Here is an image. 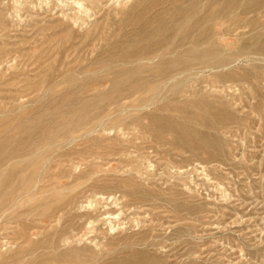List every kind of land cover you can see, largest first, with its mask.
Listing matches in <instances>:
<instances>
[{"label":"rangeland","instance_id":"rangeland-1","mask_svg":"<svg viewBox=\"0 0 264 264\" xmlns=\"http://www.w3.org/2000/svg\"><path fill=\"white\" fill-rule=\"evenodd\" d=\"M180 1L0 0V134L24 120L54 129L72 103L92 104L97 90L112 88L107 80L98 84L100 63L118 51L117 44L133 49L134 31L146 14L151 17ZM262 8L242 14L237 25L216 20L217 30L225 34L212 41L220 47L223 64L186 73L175 69L158 97L141 92L113 97L116 101L106 102L101 112V102L86 107L82 113L90 125H99L98 133L59 144L41 161L46 164L42 180L13 206L14 215L16 209L31 210L25 219L30 230L22 218L21 223L10 219L0 224L1 261L264 264ZM165 49L152 45L134 59L155 65ZM70 77L89 80L84 99L64 100ZM14 131L20 135L15 140L26 136L25 129ZM18 141L12 145L19 147ZM44 211L53 218L42 217ZM54 238L53 247L45 243ZM33 246L35 257L26 256Z\"/></svg>","mask_w":264,"mask_h":264},{"label":"bare ground","instance_id":"bare-ground-1","mask_svg":"<svg viewBox=\"0 0 264 264\" xmlns=\"http://www.w3.org/2000/svg\"><path fill=\"white\" fill-rule=\"evenodd\" d=\"M157 1L158 0H156V3H157ZM183 1H189V5L184 6L183 4H181ZM205 1H208L207 6H205V3H204ZM97 2H98V0H97ZM180 2L181 3H179V2L178 3H174V2L171 3V5L168 6L169 8L166 7L168 9H161V11H158L157 13L151 15V17H148L149 14H146L142 18V16L145 14L146 10L139 14L140 18H142V22H141V26H137V31H134L136 29L132 30V31L136 32L135 35H133V40H132L134 43V47H132L133 49L126 51L125 50L126 48L124 47L123 44H117L118 46L116 47V50H118V51L111 54L110 57L108 58V61L100 63L101 66H99V67H100V70L102 73L98 77V81L100 82L98 84L103 85V82L107 80L108 82L109 81L112 82V88L108 89V90H103V89L97 90L96 93L93 94V97L96 100H93L92 104L91 103L89 104L85 101H80V103H78L75 106L72 103L70 108L65 109L61 113V119H60V121L56 122L55 126L53 127L54 129L45 130L43 128L44 126L40 123H37L36 125H32L31 121L24 120V121L20 122L18 126L11 128L10 132L8 131V133H6V134H0V224H6V223H8V221L10 219L13 221L15 220L16 222L21 223V218H22L24 220L23 226H25L27 228V231L30 230L29 229L30 227L27 224L28 220H25V219H27L29 216H31V213H29L31 210L29 211L27 209H24L25 207L23 209H16L15 215H14L13 206L15 205L16 202H18V200L21 197H23V196L25 197L27 195L33 194L32 193L33 189H35L37 187L38 182H40L42 180V177H43L42 176L43 174H41V170H42L41 167L44 168V166L46 165V164L44 166L41 165V161L45 158V156L47 154H50L52 151H54V148L57 145H59V144L65 145L68 142L73 143L77 139L88 136L93 131L94 132L97 131L96 128L99 127V125H94V124L90 125L91 122L89 121L88 115H86V113H82L86 107H94V106H97L101 102L100 105L103 107L100 108L98 111V112H101L106 107L105 103L112 100L113 97H115V99H116V98L124 96V95L134 96V95L141 93V92L147 93L152 97H158L159 89L162 86L164 88L167 86V82L172 79L171 73L174 72L175 69L180 71L181 73H186L189 71V69H191L193 67L214 68L216 66H219V64L220 65L223 64L224 59H222V57H220V51H219L220 47L218 48L216 46V43H214L212 41V38H214L215 36H219V34L221 33L216 28V26H217L216 20L219 19L220 21H222V20H224V18H226L229 20H226L225 22L228 21L231 24L233 23V24L237 25V23L239 22L238 21L239 17H241L242 14L249 12L251 10V8H253V7L259 8L262 5H264V0H181ZM78 4H80V3H78ZM138 5L139 4H137V6ZM139 8H140V6H139ZM263 9L264 8H262V10ZM258 14H260V13H258ZM225 15L227 17H224ZM249 15H250V13H249ZM258 17H260V15ZM255 19H254V21H255ZM131 20L132 19H130V21ZM177 22H179L180 25H177L176 24ZM127 24H129V21ZM236 25H235V27L230 26V29L229 28H224V29H225V31H231L233 29H237ZM239 28H240V26H239ZM223 34H225V32L220 34V35H223ZM128 35H130V33ZM229 35H231V34H229ZM144 38H146V40H147L146 43H145ZM171 38H173V39L171 40ZM235 40H236V38H235ZM152 45H153V47L156 46L158 48L166 47L165 50L167 51V53H163L162 55L159 54L158 56L156 55L157 58H159V57L161 58L158 64L155 63V65H154V64L150 63L151 64L150 66L146 65L144 63L139 64V62L136 61L137 59H134V58L137 56H141V55L149 53L148 49H151ZM151 60L155 61V57L151 58ZM151 62H153V61H151ZM94 72H96V71H93L92 73H94ZM85 73L89 74V73H91V71L87 70V71H85ZM69 80H71L72 86L66 90V93H64V100H68V103H69L71 100L84 99L85 93H86L85 89H88V88H86V86L89 83V80L84 79V80L80 81L81 79L73 78V77H70ZM194 80H191V81L194 82ZM71 82H70V84H71ZM202 82H203V80H202ZM122 85L125 86V89H122ZM154 85H155V87H154ZM153 87H154V89H153ZM180 94L182 95V93H180ZM153 99H155V98H153ZM124 100H127V99H124ZM112 101H116V100H112ZM133 101L134 100H132V103H133ZM113 103H115V102H113ZM2 105H4V104H2ZM2 107H4V106H2ZM0 108H1V106H0ZM135 108H137V107H135ZM54 115H56V114H54ZM11 117L12 116H9V118H11ZM6 118H8V117H6ZM23 118H25V115ZM5 120H7V119L4 118L3 121H5ZM11 122H10V124H11ZM24 129L26 130L25 131L26 136L19 137V138H21V140H19L20 142L17 139L15 140V138L20 136V135H18L19 133H17L14 130L23 131ZM0 130H1V128H0ZM40 133H43V135H39L40 138L36 137ZM97 133H98V131H97ZM17 141L19 142L20 146L18 147V145L16 143L15 144L16 147H14L12 145V143H15ZM79 143H81V142H79ZM68 147H66V148H68ZM101 150H103V149H101ZM58 151H61V150H58ZM93 151H95V150H93ZM67 152H69V151H67ZM70 153H72V152H70ZM97 153H100V152H97ZM103 153L105 154V152H103ZM103 153H101V154H103ZM106 153H108V152H106ZM73 154H75V153H73ZM66 155H69V154L66 153ZM73 161H76V159H74ZM61 164L63 165L64 162ZM72 164L69 163V166ZM56 165H58V164H56ZM52 170H53V168H52ZM54 174H55V172H54ZM50 181L51 180H49L48 182L51 183L52 181L51 182ZM56 182H59V179ZM46 184H47V182H46ZM42 191H44V190H42ZM73 196L76 197L74 194H73ZM73 196L71 195V197H73ZM69 198H70V196H69ZM34 201H36V200H34ZM39 201L42 202V199ZM71 201H73V200H71ZM46 202H47V200H46ZM53 202H55V201H53ZM43 203L40 204L41 209H42ZM51 203H52V201H51ZM64 203H67V202L64 201ZM69 203H70V201H69ZM61 205H63V202ZM36 206H38V205H36ZM51 206L53 207L55 205H51ZM56 208L59 209V207H56ZM28 209H30V207ZM41 209H39V210H41ZM61 210H60V213H61ZM52 211L54 212V210H52ZM56 212H58V211L56 210ZM7 214L9 215V217H7ZM49 214L46 211L41 213L42 217H44V218H47V219L53 218V215H49ZM68 215H69V213H68ZM57 216H59V215L57 214ZM35 223L39 224L37 222H35ZM18 224H17V226L19 227L20 225H18ZM8 226H9V224H8ZM71 226H73V225L71 224ZM17 229H19V228H17ZM21 229H23V228H21ZM24 231H26V230H24ZM68 231H70V230H68ZM26 232H23L22 235L26 236V234H27ZM30 235H31V233H30ZM38 235H40V234H38ZM6 236H8V235H6ZM16 236L20 237V239L23 238L22 236H19L17 234H16ZM71 236H72V234H71ZM14 237H15V234H14ZM27 237H29V236H27ZM32 238L33 237H31V239ZM20 239H19V241H20ZM31 239H30V241H31ZM2 241H4V240H2ZM7 243H9V242H7ZM45 243L49 244V246L53 247L54 244L56 243V240H55V238L51 239V240L47 239V240H45ZM34 248L35 247L33 246V247L29 248L28 250H25L24 253L26 254V256H28L32 253L31 254L32 257H35V255H34L35 253H33V252H35ZM1 257H3V255L0 254V258ZM8 258H10V257L8 256ZM37 258H39V255H38V257H36V259ZM27 260L28 259L26 257L24 259L18 258V259H14L12 261H9V259H7L6 261H3V260L1 261V259H0V264H12L13 262H17L19 264H22V263L25 264V263H29ZM39 264H46V262L43 263V262L39 261Z\"/></svg>","mask_w":264,"mask_h":264}]
</instances>
